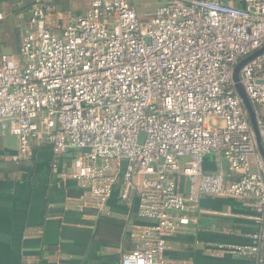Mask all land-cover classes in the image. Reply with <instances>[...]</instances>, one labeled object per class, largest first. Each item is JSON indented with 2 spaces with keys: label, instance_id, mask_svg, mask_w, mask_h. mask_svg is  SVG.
Segmentation results:
<instances>
[{
  "label": "built area",
  "instance_id": "obj_1",
  "mask_svg": "<svg viewBox=\"0 0 264 264\" xmlns=\"http://www.w3.org/2000/svg\"><path fill=\"white\" fill-rule=\"evenodd\" d=\"M22 1L17 53L0 43V130L18 140L13 160L49 146L70 163L82 207L102 212L115 192L136 205L148 223L131 228L136 244L120 264H171L166 238L192 222L203 197L250 202L251 243L217 248L264 264V159L232 81L264 46V0H162L143 15L133 0H90L57 33L48 0ZM239 82L264 150V52ZM70 149L79 151L67 159ZM209 155L222 160L211 173Z\"/></svg>",
  "mask_w": 264,
  "mask_h": 264
},
{
  "label": "crops",
  "instance_id": "obj_2",
  "mask_svg": "<svg viewBox=\"0 0 264 264\" xmlns=\"http://www.w3.org/2000/svg\"><path fill=\"white\" fill-rule=\"evenodd\" d=\"M223 1L243 6V0ZM48 2L53 7L48 28L57 33L90 0ZM0 13L2 50L16 54L29 7L22 0H0ZM17 155L18 140L0 130V264H120L121 255L136 244L131 228L148 223L136 217V205L126 206L115 192L102 212L82 207L84 190L69 177V162L58 160L49 146L35 144L29 155L14 161ZM220 164L218 156L204 158L206 172L219 170ZM192 217L166 238L169 263L254 264L217 248L251 243L256 225L249 201L203 197Z\"/></svg>",
  "mask_w": 264,
  "mask_h": 264
},
{
  "label": "water",
  "instance_id": "obj_3",
  "mask_svg": "<svg viewBox=\"0 0 264 264\" xmlns=\"http://www.w3.org/2000/svg\"><path fill=\"white\" fill-rule=\"evenodd\" d=\"M264 52V46L259 50L257 51L256 53H254L253 55L249 56L248 58L244 59L243 61H241L240 63H238L234 69V73H233V77H232V81H233V85H234V88H235V91L236 93L238 94V96L241 98L244 106H245V109L247 110V113H248V116H249V121H250V124H251V127L254 131V134H255V138H256V145H257V148H258V151L260 153V155L262 156V158L264 159V150L262 148V145H261V142H260V138H259V134H258V130H257V127H256V123H255V117H254V112H253V109L250 105V102L239 82V70L240 68L248 63L249 61L253 60L255 57L259 56L260 54H262ZM141 140H142V134H141V138H140V143H141ZM79 150L78 149H70L66 155V158L67 159H71L72 158V153L73 152H78ZM82 152H89L88 149H82Z\"/></svg>",
  "mask_w": 264,
  "mask_h": 264
},
{
  "label": "rangeland",
  "instance_id": "obj_4",
  "mask_svg": "<svg viewBox=\"0 0 264 264\" xmlns=\"http://www.w3.org/2000/svg\"><path fill=\"white\" fill-rule=\"evenodd\" d=\"M133 3H134L137 13L140 15H143L147 12H150L156 9L160 5V3H162V1L161 0H133ZM3 52L6 53L7 51L4 50ZM219 124H220V120L218 118H214L209 121L210 126L219 125Z\"/></svg>",
  "mask_w": 264,
  "mask_h": 264
},
{
  "label": "trees",
  "instance_id": "obj_5",
  "mask_svg": "<svg viewBox=\"0 0 264 264\" xmlns=\"http://www.w3.org/2000/svg\"><path fill=\"white\" fill-rule=\"evenodd\" d=\"M26 3V2H25ZM27 4V3H26ZM27 7H29V5L27 4Z\"/></svg>",
  "mask_w": 264,
  "mask_h": 264
}]
</instances>
